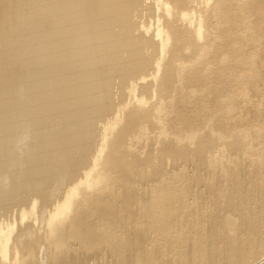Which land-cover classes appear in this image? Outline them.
Instances as JSON below:
<instances>
[{"label": "bare ground", "instance_id": "1", "mask_svg": "<svg viewBox=\"0 0 264 264\" xmlns=\"http://www.w3.org/2000/svg\"><path fill=\"white\" fill-rule=\"evenodd\" d=\"M263 50L264 0H0V264H264Z\"/></svg>", "mask_w": 264, "mask_h": 264}, {"label": "rangeland", "instance_id": "2", "mask_svg": "<svg viewBox=\"0 0 264 264\" xmlns=\"http://www.w3.org/2000/svg\"><path fill=\"white\" fill-rule=\"evenodd\" d=\"M181 7H182V5L180 6V8ZM183 8L184 9H188L189 8V6L187 5V3L185 4V6ZM174 23H175L176 26L183 24L180 15H177V16L175 15L174 16ZM187 29L188 30H191L189 27H187ZM185 32H186V29L181 30V27L179 26V29L177 30V33L175 35V38L173 39V45L177 49V52H181L183 54H185V53L188 52V50H186V49H184L182 47V44H183L182 43V41H183L182 37L183 36H186ZM258 47H259V51H260V46H258ZM251 50H252V48L250 46L246 45L244 47V49H243V54H248ZM261 53H262V51H261ZM263 56H264V50H263V53H262V57ZM178 62L179 61H174V63H172V66H175ZM235 69H236L235 72L237 73V79L239 81L240 75H248L249 72L252 70V67H250L248 64H245V65H241V66L240 65L239 66H236ZM261 75L264 78V68H263V71L261 72ZM252 80H253L252 78H248L246 80V83L248 84V82L249 81H252ZM258 88H259V90L261 89L260 92L262 93V86L260 85V83H258ZM167 96H169V95H167ZM249 99H252V98L249 97ZM249 99H247V101H243V100L241 101V104H240V107H239V109H241V111L245 112V111L249 110L248 107H250V105H251ZM215 109H217V105L215 107H211V110H215ZM241 125L246 126L248 129H250V125L249 124L241 123ZM153 128H154V125L150 123L149 124V131H152Z\"/></svg>", "mask_w": 264, "mask_h": 264}]
</instances>
